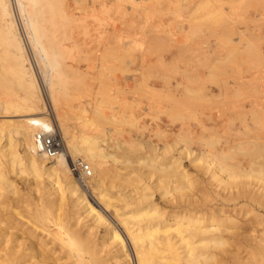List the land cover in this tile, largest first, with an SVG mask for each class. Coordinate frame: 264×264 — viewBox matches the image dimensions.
<instances>
[{"label":"rangeland","instance_id":"374dc122","mask_svg":"<svg viewBox=\"0 0 264 264\" xmlns=\"http://www.w3.org/2000/svg\"><path fill=\"white\" fill-rule=\"evenodd\" d=\"M65 3V12L57 10L44 16L52 23L54 41L37 39L46 53L52 49L59 53L56 68L49 57L43 62L40 45L29 38L27 16L19 15L14 5L25 55L32 61L46 115L59 124V113L76 139H81V134L97 138L109 154L133 160L126 167L130 180L124 183L131 191L122 188L127 194H134V186L145 187L147 193H141L151 194L160 202L164 190L156 189L152 169L150 173L149 167H141L138 158L167 152L181 156L195 176L185 201L191 196L187 202L217 205L230 201L233 195L243 209L234 215L247 225L258 220V212L250 210L249 196L254 190L264 191V154H254L256 164L244 177L225 182L212 177L222 180L220 183L211 180L210 174L217 150L233 152L232 163L235 159L246 164L235 148L252 141L264 145V0ZM11 63L10 46L1 37L0 100L7 93L18 92ZM46 79L55 82L56 92L47 88ZM1 107L0 121L9 119L3 117ZM123 143L131 147L127 149ZM2 160L7 167L6 159ZM112 161L108 158L107 165L113 166ZM207 165L213 167L210 173ZM20 168L10 174L16 193L0 188V203L5 205L0 208V233L10 229L11 245L17 241L31 243L47 232L55 234L59 229L51 228L62 225L63 214L70 208L68 201L48 196L43 184L35 185L26 168L18 173ZM92 174L84 180L76 176L88 196L85 186L95 174L93 169ZM117 189L108 191L115 194ZM184 200L177 202L186 204ZM246 209L250 213L245 216ZM254 230L261 234L262 226L255 224ZM254 230L247 226L239 231L250 236Z\"/></svg>","mask_w":264,"mask_h":264},{"label":"bare ground","instance_id":"6f19581e","mask_svg":"<svg viewBox=\"0 0 264 264\" xmlns=\"http://www.w3.org/2000/svg\"><path fill=\"white\" fill-rule=\"evenodd\" d=\"M14 5L19 15L27 16L29 38L37 46L40 45L38 37L48 43L55 39L52 23L45 19V14L57 10L65 12L67 7L65 0H0V36L10 46L11 71L18 87V92L7 93L0 100L5 111L3 117L9 118L0 121V188L16 193L17 187L10 174L14 175L17 167H25L33 176L35 185L43 184L48 196L68 201L70 208L63 214L65 221L62 225L51 228L59 231L55 234L47 232L43 237L38 235L31 243L17 241L11 245L10 229L3 230L0 233V264H264V214L261 213L264 211V191L254 190L249 196L252 201L250 210L259 215L255 214L258 220L248 225L234 215L243 209L238 207L233 195H230L232 204L227 200L217 205L187 202L191 196L186 201L183 198L193 188L195 176L185 167L181 156H169L166 152L162 156L153 154L138 158L139 165L149 167L148 171L152 169L153 173L149 172L156 176L155 186L159 188H155L164 190L159 192L160 202L151 194L141 193L145 192V187L134 186L139 193L133 190L134 194H127L131 189L128 191L124 184L130 180L126 167L133 160L109 154L99 145L97 138L81 134V139H76L75 134L68 130L67 120L59 113V124L54 125L63 145L62 151L53 160H47L37 152L34 135L39 130L50 129L51 124L44 111L32 61L25 55V41L17 27ZM39 47L36 49L40 51L43 62L49 57V63L56 68L59 53L54 49L46 53L41 45ZM45 81L50 90L57 86H53L55 82H50V79ZM50 96L53 105L57 106L55 97ZM246 143L244 145L247 146L237 145L235 148L240 150L246 164L235 159V162H230L233 161V152L217 150L214 153L211 180L216 177L225 182L249 174L256 164L254 154H264V145L253 141ZM128 146L124 144V147ZM76 157L91 165L90 169L92 167L95 173L85 186L90 196L78 184V178L84 180L89 177L82 173L78 177L71 169ZM2 158L6 159L7 167ZM108 158L113 160V166L107 165ZM211 167L208 166L207 173ZM23 170L18 173L22 174ZM114 188L117 193H109L108 190ZM178 196L182 199L177 200ZM182 200L186 204L177 202ZM0 204L3 210L5 205ZM250 210H244V215H248ZM83 220L86 221L82 224ZM255 224L262 226L261 234L254 230ZM247 226L254 230L253 235L239 231Z\"/></svg>","mask_w":264,"mask_h":264},{"label":"built area","instance_id":"2783aa9c","mask_svg":"<svg viewBox=\"0 0 264 264\" xmlns=\"http://www.w3.org/2000/svg\"><path fill=\"white\" fill-rule=\"evenodd\" d=\"M48 121L51 124L50 129L36 132L34 135V144L39 154L43 155L47 160H53L62 151L63 145L55 130V122L49 116ZM32 125L37 126L36 123H32ZM71 169L78 177H81L80 173H82L84 177L91 176L90 166L81 159L73 161L71 163Z\"/></svg>","mask_w":264,"mask_h":264}]
</instances>
